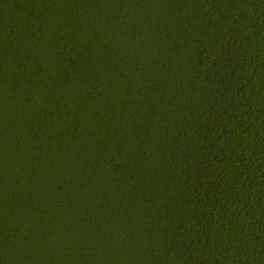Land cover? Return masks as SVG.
<instances>
[{
    "label": "trees",
    "instance_id": "trees-1",
    "mask_svg": "<svg viewBox=\"0 0 264 264\" xmlns=\"http://www.w3.org/2000/svg\"><path fill=\"white\" fill-rule=\"evenodd\" d=\"M0 264H264V0H0Z\"/></svg>",
    "mask_w": 264,
    "mask_h": 264
}]
</instances>
